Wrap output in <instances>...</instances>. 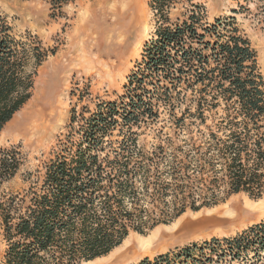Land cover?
<instances>
[{"label":"trees","instance_id":"obj_1","mask_svg":"<svg viewBox=\"0 0 264 264\" xmlns=\"http://www.w3.org/2000/svg\"><path fill=\"white\" fill-rule=\"evenodd\" d=\"M42 1L60 16L76 0ZM242 2L209 22L196 0H149L154 28L122 93L72 107L28 188L1 197L2 264H80L131 231L146 235L233 194H264V80L235 17L252 4L264 19V0ZM47 55L0 16V132L31 97ZM143 128L155 132L149 148L139 143ZM18 169L17 153L0 150V185ZM142 264H264V219Z\"/></svg>","mask_w":264,"mask_h":264},{"label":"rangeland","instance_id":"obj_2","mask_svg":"<svg viewBox=\"0 0 264 264\" xmlns=\"http://www.w3.org/2000/svg\"><path fill=\"white\" fill-rule=\"evenodd\" d=\"M148 2L76 0L65 5L60 16H51L49 5L42 0H0V16L6 18L14 33L36 36L48 52L36 68L31 97L0 132V150H12L19 158L18 171L0 185V199L28 188L39 174L43 163L56 150L58 140L68 131L72 107L78 113L82 106L93 108L97 101L113 100L122 93L127 76L136 69L143 44L154 28L155 19ZM196 2L204 7L209 22L231 15L243 3L242 0ZM248 6L250 13H237L235 17L256 51L264 80V19L256 14L252 4ZM80 91L84 94L81 99ZM140 132L139 143L149 148L155 132L147 128ZM116 134L113 131L111 139ZM263 219L264 194L258 199L244 193L233 194L217 206L196 212L187 210L146 235L131 231L127 245L121 247L122 242L117 251L114 248L111 254L87 264L152 262L160 254L176 253L193 243L234 236ZM5 247L0 225V264Z\"/></svg>","mask_w":264,"mask_h":264},{"label":"bare ground","instance_id":"obj_3","mask_svg":"<svg viewBox=\"0 0 264 264\" xmlns=\"http://www.w3.org/2000/svg\"><path fill=\"white\" fill-rule=\"evenodd\" d=\"M90 6V5H89ZM88 9V8H87ZM34 124V123H33ZM30 129V128H29ZM33 132H34V130H33ZM40 132V131H39ZM35 133V132H34ZM21 136V135H20ZM31 137H32V135H31ZM131 237H126L125 239H124V241H123V244H121L120 246L122 247V245L124 246V245H127L128 243H129V239H130ZM143 240H145L146 239V237H143L142 238ZM149 240L150 239H147L146 240V242H149ZM140 241H142V240H140ZM145 242V241H144ZM120 246H119V248H120ZM116 249H118V247L117 248H115V250ZM117 251V250H116ZM115 252V251H114ZM112 252H110V254H111ZM102 259V258H104V256L103 257H98V258H95L94 260H97V259ZM94 260H91V261H88V262H85V264H87V263H92Z\"/></svg>","mask_w":264,"mask_h":264}]
</instances>
